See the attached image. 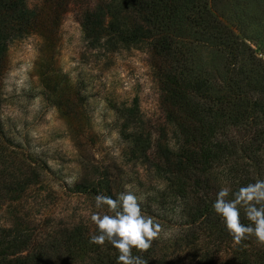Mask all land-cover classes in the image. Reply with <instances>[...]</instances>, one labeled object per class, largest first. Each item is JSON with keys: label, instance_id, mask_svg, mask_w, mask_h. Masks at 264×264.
<instances>
[{"label": "trees", "instance_id": "16d2710c", "mask_svg": "<svg viewBox=\"0 0 264 264\" xmlns=\"http://www.w3.org/2000/svg\"><path fill=\"white\" fill-rule=\"evenodd\" d=\"M225 2L0 0V144L2 82L16 40H41L39 78L59 108L71 100L68 76L54 73L70 13L94 48L143 45L150 55L164 116L157 137L148 133L139 98L116 111L129 156L160 183L138 197L142 214L161 229L146 252L132 250L147 264H264V245L254 236L237 244L212 207L222 188L231 200L239 188L264 179V56L221 17ZM76 189L94 199L121 193L108 176ZM103 209L100 215H114ZM240 220L250 223L244 208ZM93 234L98 229L89 218L36 235L12 211L0 225V264H117L118 250L107 241L90 243Z\"/></svg>", "mask_w": 264, "mask_h": 264}, {"label": "rangeland", "instance_id": "374dc122", "mask_svg": "<svg viewBox=\"0 0 264 264\" xmlns=\"http://www.w3.org/2000/svg\"><path fill=\"white\" fill-rule=\"evenodd\" d=\"M220 7L224 21L264 56V0H226ZM59 49L54 73L67 75L72 85L65 108L40 81L45 51L38 37L10 45L2 82L0 225L15 211L36 235L102 213L76 184L92 185L108 176L121 192L137 197L160 185L148 165L129 156L116 115L139 98L148 133L155 139L163 126L160 89L145 47L94 48L77 14L70 13Z\"/></svg>", "mask_w": 264, "mask_h": 264}, {"label": "clouds", "instance_id": "9594fccd", "mask_svg": "<svg viewBox=\"0 0 264 264\" xmlns=\"http://www.w3.org/2000/svg\"><path fill=\"white\" fill-rule=\"evenodd\" d=\"M232 195L233 199H226L228 188L217 192L212 205L215 213L237 244L254 236L258 244L264 245V179L241 187ZM138 200L131 191L119 193L116 199L102 194L95 197L96 208L107 206L114 215H91L98 234L90 235L89 242L99 246L110 243L118 250L117 264H147L141 256H133L132 250L146 252L161 231L151 217L142 214ZM240 208L245 210L248 225L241 223Z\"/></svg>", "mask_w": 264, "mask_h": 264}]
</instances>
